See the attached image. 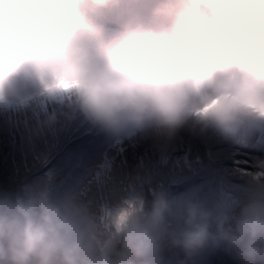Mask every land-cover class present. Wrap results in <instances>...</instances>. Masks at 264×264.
<instances>
[{"label":"clouds","instance_id":"obj_1","mask_svg":"<svg viewBox=\"0 0 264 264\" xmlns=\"http://www.w3.org/2000/svg\"><path fill=\"white\" fill-rule=\"evenodd\" d=\"M61 95V118L158 147L264 124V0H0V104ZM252 169L234 203L156 190L147 209L141 198L104 208L103 231L73 193L21 184L0 192V264H172L165 239L184 253L175 264L219 245L264 264V156Z\"/></svg>","mask_w":264,"mask_h":264},{"label":"rangeland","instance_id":"obj_2","mask_svg":"<svg viewBox=\"0 0 264 264\" xmlns=\"http://www.w3.org/2000/svg\"><path fill=\"white\" fill-rule=\"evenodd\" d=\"M111 16L101 11L97 19L107 25ZM70 100L61 95L51 101L36 97L23 106L0 104V192L16 183L47 179L54 193L71 192L84 203L101 231L104 208L141 198L147 209L156 190L208 206L219 200L234 203L243 196L252 161L264 156V124L246 122L230 136L211 129L191 137L181 132L158 147L127 128L116 136L106 134L78 113L61 118ZM45 112L57 114L47 126L38 124ZM227 254L223 245L206 247L187 264L242 263ZM162 255L172 264L184 259L183 251L167 239Z\"/></svg>","mask_w":264,"mask_h":264},{"label":"trees","instance_id":"obj_3","mask_svg":"<svg viewBox=\"0 0 264 264\" xmlns=\"http://www.w3.org/2000/svg\"><path fill=\"white\" fill-rule=\"evenodd\" d=\"M58 181H57V184L55 185L56 187H58ZM21 184H23V183H16V184H14L13 186H9L7 189H5L4 191H9V192H11V191H13V190H15V189H17V187L19 186V185H21ZM51 187V186H50ZM51 189H52V187H51ZM4 191H2V192H4ZM228 254H233L235 257H236V255L234 254V252L231 250V249H228ZM226 255L227 257L229 256V255ZM233 260V259H232ZM240 263V262H239ZM224 264H226V262H224ZM236 264H238V263H236ZM240 264H242V263H240Z\"/></svg>","mask_w":264,"mask_h":264},{"label":"bare ground","instance_id":"obj_4","mask_svg":"<svg viewBox=\"0 0 264 264\" xmlns=\"http://www.w3.org/2000/svg\"><path fill=\"white\" fill-rule=\"evenodd\" d=\"M24 86V84H22Z\"/></svg>","mask_w":264,"mask_h":264}]
</instances>
